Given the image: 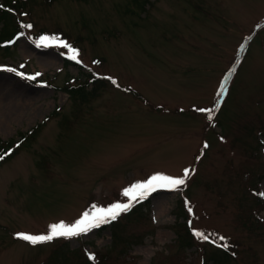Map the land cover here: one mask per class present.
Masks as SVG:
<instances>
[{
	"label": "rangeland",
	"instance_id": "374dc122",
	"mask_svg": "<svg viewBox=\"0 0 264 264\" xmlns=\"http://www.w3.org/2000/svg\"><path fill=\"white\" fill-rule=\"evenodd\" d=\"M20 2L0 19V144L42 126L0 167V264H96L86 249L101 264H264V0H7ZM41 35L79 62L37 48ZM95 77L86 99L66 90ZM26 95L32 107L13 113L10 99ZM185 169L180 190L86 234L15 236L127 203L133 183Z\"/></svg>",
	"mask_w": 264,
	"mask_h": 264
},
{
	"label": "snow or ice",
	"instance_id": "6c2138e0",
	"mask_svg": "<svg viewBox=\"0 0 264 264\" xmlns=\"http://www.w3.org/2000/svg\"><path fill=\"white\" fill-rule=\"evenodd\" d=\"M2 7V5H0ZM26 15V14H25ZM24 28L31 29L33 25L25 24ZM25 33L21 32L20 36H24ZM36 47H63L68 50L69 58L72 60H76L77 62L79 50L72 47L66 41L60 39L57 36H49V35H41L35 41ZM10 71H16L15 69H9ZM234 71V69H233ZM18 75L25 77L24 73H17ZM40 73H36L31 76H27L25 78L30 80H35ZM108 79H112L109 77ZM228 78L227 76L224 79V82L221 84V91L217 93L218 96H223L226 91L225 85L227 84ZM116 84V81H112ZM119 85H117L118 87ZM218 107V105H217ZM201 111H206L209 113V120L212 119L213 109H201ZM205 147L207 145L205 144ZM0 159H3V156H0ZM190 176V170L185 169L182 177H173L170 175H166L163 173H156L150 176L147 180L138 181L130 185L129 187L123 190V195L128 198L127 203L115 202L107 207L96 206L93 205L91 210L85 211L79 219L69 224L64 221H60L58 223H54L49 225V230L47 233L42 234H31V233H16L15 236L18 239H22L31 245L44 244L47 242H51L57 238H65L69 239L72 237H77L82 234H86L90 232L94 228H99L102 224H110L115 221L121 213L130 211L135 203H138L140 200L146 199L149 195L156 192L160 189L167 190H180L182 186H186V181ZM264 195V194H262ZM191 211V208H189ZM195 235L207 241L209 239L208 235L203 232L196 231ZM218 241L223 242L219 244V246L223 248H228L229 245L227 243V238L223 236H219ZM90 259H95L94 255H90Z\"/></svg>",
	"mask_w": 264,
	"mask_h": 264
},
{
	"label": "trees",
	"instance_id": "16d2710c",
	"mask_svg": "<svg viewBox=\"0 0 264 264\" xmlns=\"http://www.w3.org/2000/svg\"><path fill=\"white\" fill-rule=\"evenodd\" d=\"M3 3L4 4H3L2 10H1L2 15L0 16L1 20H4V19L8 20L9 19V16L13 14L12 11H10V10L15 9L17 11L19 8L24 7L21 2H20V5H17V6L12 5V4H8L7 0H6V2H3ZM6 4L8 6H6ZM8 8H11V9L9 10ZM16 29L17 30H15V32L19 30V24H18V28L16 27ZM15 32H13V33H15ZM96 77L94 80H90L91 82H86L83 84L81 83L80 85H72L70 88L66 87V90H68V93H70L71 97L79 96L82 99H86L88 97V93H89V91L87 90V87L90 84H92V86H93L92 92L97 90L96 87H98L99 82H96V79H99V78H96ZM41 126H42V124L38 125L33 131H31L27 134H24L20 140L11 139L8 141H2L0 144V156H3V159H0V167L2 166V164L7 162L11 157L14 156L16 154V152L18 151V149L20 148V146H22L28 140L30 135L35 134Z\"/></svg>",
	"mask_w": 264,
	"mask_h": 264
},
{
	"label": "bare ground",
	"instance_id": "6f19581e",
	"mask_svg": "<svg viewBox=\"0 0 264 264\" xmlns=\"http://www.w3.org/2000/svg\"><path fill=\"white\" fill-rule=\"evenodd\" d=\"M0 92L2 93L1 101H6L7 93H4V89H1ZM0 93V94H1ZM35 101H33L32 97H28L27 95L24 97H13L10 99L9 108L11 111H15L13 113H26V110L32 107Z\"/></svg>",
	"mask_w": 264,
	"mask_h": 264
}]
</instances>
